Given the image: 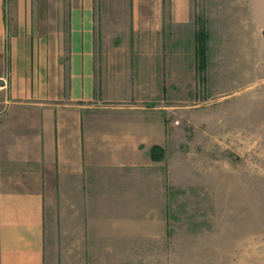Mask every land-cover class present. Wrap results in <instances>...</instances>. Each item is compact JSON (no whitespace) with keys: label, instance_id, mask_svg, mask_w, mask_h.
<instances>
[{"label":"crops","instance_id":"obj_1","mask_svg":"<svg viewBox=\"0 0 264 264\" xmlns=\"http://www.w3.org/2000/svg\"><path fill=\"white\" fill-rule=\"evenodd\" d=\"M247 17L264 0H0V264H179V30Z\"/></svg>","mask_w":264,"mask_h":264},{"label":"rangeland","instance_id":"obj_2","mask_svg":"<svg viewBox=\"0 0 264 264\" xmlns=\"http://www.w3.org/2000/svg\"><path fill=\"white\" fill-rule=\"evenodd\" d=\"M245 19L244 30H209L201 72L197 30H179V135L166 147L180 164L179 264H264V19Z\"/></svg>","mask_w":264,"mask_h":264},{"label":"trees","instance_id":"obj_3","mask_svg":"<svg viewBox=\"0 0 264 264\" xmlns=\"http://www.w3.org/2000/svg\"><path fill=\"white\" fill-rule=\"evenodd\" d=\"M209 40H210V32L209 30L200 29L196 31L195 41H196V59L198 64V70L203 71L206 68L207 64V56L209 51ZM157 151H159V155H157ZM152 155L154 158L162 159L165 155V151L163 148L159 146H154L152 148Z\"/></svg>","mask_w":264,"mask_h":264}]
</instances>
